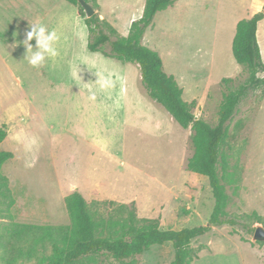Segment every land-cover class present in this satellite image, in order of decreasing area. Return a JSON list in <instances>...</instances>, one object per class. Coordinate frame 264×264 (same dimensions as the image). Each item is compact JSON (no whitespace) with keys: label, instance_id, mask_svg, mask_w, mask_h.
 I'll list each match as a JSON object with an SVG mask.
<instances>
[{"label":"rangeland","instance_id":"374dc122","mask_svg":"<svg viewBox=\"0 0 264 264\" xmlns=\"http://www.w3.org/2000/svg\"><path fill=\"white\" fill-rule=\"evenodd\" d=\"M144 2L99 0L95 13L125 37ZM260 11L264 0H177L146 30L143 44L159 54L183 101L195 103L196 119L216 125L228 92L246 82L247 69L236 64L231 43L236 23ZM31 23L60 37L59 55L39 69L28 64L18 43ZM256 37L264 63V20ZM87 42L84 18L64 0H0V125L8 133L0 152L13 155L1 169L11 195L0 197V239L11 224L68 225L64 198L73 192L87 203H134L139 218L157 220L162 230L205 226L214 202L207 179L186 168L193 154L190 128H180L158 104L153 113L154 104L137 103V87L150 100L136 82L138 68L90 52ZM122 65L136 72L125 80L133 103L118 108L109 102L120 94L114 75L123 74ZM100 77L113 80L111 87L100 89ZM223 151L227 167L218 175L226 212L240 224L263 227L264 89L251 91L237 107ZM251 213L261 224L243 218ZM240 224L213 227L195 239L191 248L199 253L192 264H264V243ZM173 255L170 244L152 246L136 264H171ZM98 264L115 263L104 258Z\"/></svg>","mask_w":264,"mask_h":264},{"label":"trees","instance_id":"16d2710c","mask_svg":"<svg viewBox=\"0 0 264 264\" xmlns=\"http://www.w3.org/2000/svg\"><path fill=\"white\" fill-rule=\"evenodd\" d=\"M64 1L76 6L84 18L88 32L87 49L122 64L137 66L149 99L161 106L180 128H190L193 154L186 168L207 179L214 204L205 226L162 230L157 220L139 218L134 203L126 205L106 200L87 203L80 193L73 192L64 198L68 225L7 226L3 239H0V262L98 264L105 258L115 264H136V257L152 246L170 244L174 253L171 264H192L199 253V250L191 248L195 239L209 233L213 227L229 225L234 228L240 224L226 212L227 197L218 169L221 167L224 174L227 167L223 148L229 122L237 107L251 91L264 89V78L258 76L264 73V63L256 37L264 12H257L250 19L236 23L231 52L236 64L247 69L248 78L244 84L228 92L220 107L216 125L210 126L196 119L192 113L194 102L183 101L182 89L173 76L165 73L159 54L142 44L143 36L152 26L155 15L177 0H146L141 17L130 24L126 37L119 36L96 13L85 18L77 0ZM84 1L95 11L98 10L96 0ZM105 47H108L107 52L104 51ZM221 82L230 84L232 79L223 78ZM7 134L6 125H0V143L6 139ZM12 158V153L0 152V197L6 200L10 199L11 194L1 169ZM243 218L257 224L262 222L256 213ZM240 226L248 234H252L255 229L247 223H241Z\"/></svg>","mask_w":264,"mask_h":264},{"label":"clouds","instance_id":"9594fccd","mask_svg":"<svg viewBox=\"0 0 264 264\" xmlns=\"http://www.w3.org/2000/svg\"><path fill=\"white\" fill-rule=\"evenodd\" d=\"M29 29L26 32V39L18 43H22L26 49L25 60L28 64L39 69L45 65L47 60L55 59L59 55L56 45L60 37L55 30L50 31L42 23H31ZM33 40H35V50L31 43ZM15 46V44L12 45V47ZM95 83L102 90L111 87V81L105 77L98 78ZM89 99L94 100L95 96L91 95Z\"/></svg>","mask_w":264,"mask_h":264},{"label":"crops","instance_id":"0c3cea01","mask_svg":"<svg viewBox=\"0 0 264 264\" xmlns=\"http://www.w3.org/2000/svg\"><path fill=\"white\" fill-rule=\"evenodd\" d=\"M146 1V0H145ZM97 3H99V0H97ZM145 4V2H144ZM100 5V4H99ZM144 8V7H143ZM143 12V10H142ZM142 15V13H141ZM141 17V16H140ZM139 17V18H140ZM264 20V18H263ZM262 20V21H263ZM130 27V26H129ZM145 35V34H144ZM121 36V35H119ZM127 36V35H126ZM125 36V37H126ZM234 37V36H233ZM143 40H144V36H143V39H142V44H143ZM144 45V44H143ZM115 60V59H114ZM137 67V66H136ZM121 71L123 72V74H116L117 76L114 75V78L119 81L120 83V87L118 88V91H119V96H114L110 99V102L112 104L113 107H118V108H125L124 107V104L127 103V102H132L131 100V96H129L128 92H129V89H128V86H127V82L125 81L126 79H128L127 77V73H130L131 76L134 78V75H133V72H136L135 70V67L133 66H130V67H126L125 65H122L120 67ZM127 70V71H126ZM139 71V70H138ZM137 75V73H136ZM111 79V78H110ZM136 79V82L137 80L140 82L141 80V77H140V73H139V79L138 78H135ZM113 83V80L111 81V84ZM137 85V84H136ZM183 94V93H182ZM135 98H136V101L137 103H140L141 106L143 107H147V108H150L151 106L149 105L148 102H150L151 104H154L152 105L151 107V110L153 111V113L155 112L154 110H160L161 107H156V103H154L153 101H150L148 100L146 97H144L141 92L138 90V87L137 89L135 90ZM147 103V104H146ZM126 105V104H125ZM160 132V131H158ZM156 132V133H158ZM98 183L96 182L95 185H97Z\"/></svg>","mask_w":264,"mask_h":264},{"label":"water","instance_id":"95a60500","mask_svg":"<svg viewBox=\"0 0 264 264\" xmlns=\"http://www.w3.org/2000/svg\"><path fill=\"white\" fill-rule=\"evenodd\" d=\"M80 6L82 7L86 18H90L95 14V10L86 3L84 0H77ZM253 241L255 242H263L264 243V227L258 226L254 229L253 232Z\"/></svg>","mask_w":264,"mask_h":264}]
</instances>
